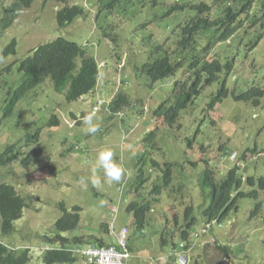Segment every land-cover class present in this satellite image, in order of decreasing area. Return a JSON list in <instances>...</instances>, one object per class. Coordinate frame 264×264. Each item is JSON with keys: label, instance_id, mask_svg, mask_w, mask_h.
<instances>
[{"label": "rangeland", "instance_id": "1", "mask_svg": "<svg viewBox=\"0 0 264 264\" xmlns=\"http://www.w3.org/2000/svg\"><path fill=\"white\" fill-rule=\"evenodd\" d=\"M14 2L0 0V26L6 11ZM109 2L114 4L112 0ZM67 5H85L87 14L73 24L59 28L58 13ZM162 5V0L157 6L151 0H126L127 12L121 14L116 10L115 21L119 25L129 22L130 12L136 6L138 8L134 11L137 15L135 22L133 20L134 26L122 32L118 44L103 34L102 28L114 21L106 11L100 14L104 7L100 0H67V3L36 0L29 10L24 11L5 30L6 34L0 42V155L11 144L21 142L28 145V135L37 132L40 133V143H30L22 151L30 154L35 149L41 150L35 155L37 163L28 168L19 161L6 169H0L1 179L5 178V182L16 186L23 195L34 196L31 208L25 211V220L18 224L19 231L4 240L12 243L14 248L31 249V264H44V248L47 246L44 238L49 235L48 231L52 233L55 221L62 217L59 209L62 202L71 213L74 207L82 209L78 229L64 233L70 238L95 237L110 244L116 241L114 232L117 234L129 228L128 243L132 258L128 264H179L177 259L185 252L181 248L185 243L175 238L170 231V240L178 246L176 250L171 245L162 247L163 225L167 218L174 219L178 214L184 223L186 208L191 205H196L193 216L198 223L192 228L194 235L190 243L195 244V247L190 252L188 264H264V191L259 189L258 183L256 187L247 183L243 187V191L248 192L258 189V199L241 198L238 210H233L223 223L215 224L207 234L195 238V234H200L206 225L203 211L211 200L210 189L203 186V173L207 164L216 169L219 180L224 179L238 164L243 177L264 178V99L260 106H256L253 103L238 102L230 96L218 104L214 111H210L208 104L217 93V87L209 88L200 107H192L182 114L179 121L182 126L175 140L173 130L153 114L172 94L174 83L182 79V73L151 87L136 72V67L148 58L145 37L150 35V30H137L140 21L152 19L151 27L172 26L171 21L162 19ZM59 37L80 45L89 44L88 54L107 67L102 69L105 80L108 79L107 85H104L109 91L106 98L113 99L119 92L126 90L132 105L123 110L126 115L123 120L113 118L106 112L96 113L95 123L99 130L89 134L72 115L91 113L92 95L68 102L66 93L57 92L50 80L31 91L16 106L13 115L5 118L11 97L9 93L22 81L17 65L29 57L35 48ZM15 39L18 41L17 54L1 58ZM228 48L229 44L226 47L220 45L214 53L222 51L226 55ZM231 53L237 57V64L228 84L230 90L240 93L253 85L264 87V37L256 48L244 49L240 54L237 47L232 45ZM13 63L15 65L9 72L4 70ZM122 76L130 83L126 88L120 85ZM200 114L206 117L208 124L203 125V134L194 143L195 147L190 148L191 138L198 126L196 118ZM54 115L61 121L58 127L49 126ZM157 127L161 128L156 141L161 148L159 152L175 159V196L170 198L166 193V198L164 196L161 205L150 213L148 224L144 232H141L134 228V217L127 212V207L143 199L142 195L138 197L131 192L137 182L138 159L144 160L143 171L147 177L156 180V177L162 175L159 170L153 169L152 156L146 152L150 148L145 140ZM187 131L192 135H186ZM204 144L209 145L208 153L201 149ZM142 145L145 150L140 154ZM104 147L111 148L114 159L122 161L125 169L122 180L109 185L104 182L102 169H98L97 175L102 180L99 188L87 179L85 184H80L81 177L91 176V169L96 166L97 153ZM222 147L223 150L226 148L225 153L220 150ZM162 158L164 165L168 161H165L164 156ZM260 203L261 211L258 213ZM218 246L229 248L230 256ZM174 252L176 257L172 256ZM77 264L84 263L80 260Z\"/></svg>", "mask_w": 264, "mask_h": 264}, {"label": "trees", "instance_id": "2", "mask_svg": "<svg viewBox=\"0 0 264 264\" xmlns=\"http://www.w3.org/2000/svg\"><path fill=\"white\" fill-rule=\"evenodd\" d=\"M35 1L15 0L8 8L0 26V42L7 29L24 11L29 10ZM44 1L45 3L49 1L67 3V0ZM102 1L105 5L100 14L103 10H108V14L112 15V21H114L113 24L111 23V28L104 30V35L113 43L118 44L122 32L130 28L131 25L134 26L133 23L137 15L134 10L138 6L132 10L133 13L130 12L129 22L119 25L115 21L116 10H119L121 14L127 12L126 0H112L114 4L109 0ZM162 4L161 11L164 13L162 19L171 21L172 26L151 27L152 19L140 21L139 29L136 27L137 30H150V35L145 37L146 57L148 58L136 67V72L145 78L151 87L162 80L176 78L179 73H182V79L176 80L174 83L172 94L153 114L173 130L175 140L178 139V132L182 126L179 122L182 119V114L192 107H200L209 88L217 87V93L208 104L210 111H214L218 104L230 96H233L238 102L260 106L264 99V87L253 85L250 89L237 93L231 91L228 84L233 78L232 75L237 64V57L232 56L231 46L235 45L238 54H240L244 49L256 48L262 42L264 37V0H162ZM86 14V9L82 6H66L58 13L59 28L73 24L80 17H85ZM228 44L226 55H223L222 51L214 53L220 45L226 47ZM83 46L59 37L54 41L41 44L30 53L29 57L21 60L17 65V70L22 75V81L9 93L11 97L6 108L5 118L8 119L13 115L16 106L31 91L46 84L49 80L57 92L66 93L68 102H76L90 95L99 85L103 76L98 61L95 57L90 56L86 47ZM17 48L18 41L15 39L5 49L1 58L16 55ZM14 65L15 63L4 70L9 72ZM126 79L122 76V85L126 84ZM131 105V99L125 90L115 97L112 109L116 112ZM201 115L196 118L198 126L194 130L193 139L191 138L190 148L195 147L194 143L199 141L198 137L203 134L204 126L208 124L205 120L206 117L204 115L201 117ZM72 116L77 119L79 115L73 114ZM199 117H201L200 121ZM60 124L61 121L56 115L49 122L50 127H58ZM1 127L2 122L0 121V129ZM159 130L161 128L157 127L148 134L145 142L150 148L146 152L152 156L153 169L159 170L162 175L159 174L161 176L156 177V180L151 176L147 177L143 171L144 160L138 159L137 182L131 192L138 197L142 195L143 199L134 201L127 207V212L133 214L134 228L141 232H144L148 224L150 213L161 205L164 196L166 198V193L170 198L175 196V172H173L175 159L159 152L161 148L156 142ZM189 134L187 131L186 135ZM31 135H28V145L30 143L39 144L40 133ZM163 140L165 141L166 137ZM28 145L18 142L7 146L0 155V169H6L10 164L20 160L21 165L25 168L30 167L33 163L36 164L35 155L41 148L24 156L25 153L22 150L28 148ZM208 148L209 145L201 146L204 153L209 152ZM220 150H223V147ZM222 152L225 153L226 148ZM162 156L165 161H168L164 165ZM245 159H247L246 156ZM191 164L195 166L194 163ZM240 172L238 164L228 172L224 179L219 180L216 169L207 164L203 173V186L210 189L211 200L209 206L203 211L205 223L213 221L223 223L233 210H238L241 198L258 199V189L249 192L243 191L245 183L251 187H256L258 183L259 189L264 191L263 177L259 179L245 178ZM5 181H7L5 178L1 179L0 177V264H31L32 251L30 249H12L10 248L12 243L6 242L4 239L11 238L15 232L19 231L18 224L25 220V211L31 208L34 196L23 195L20 191L18 192L16 186ZM32 181L30 180V182ZM148 185H150L149 188ZM195 207L196 205H191L186 208L184 223H182L179 214L174 216V219L167 218L163 225L162 247L171 245L175 249L177 248L178 244L170 240L169 232L172 229V235L183 241L188 249L194 245H191L190 240L194 235L192 228L198 223L193 216ZM59 209L64 212V217L55 221L52 228L55 234L52 232L50 235L51 232L48 231L49 235L44 238L51 249L44 252L43 261L44 264H77L79 257L72 248L82 246L86 243L85 239L80 237L72 239L64 233L78 229L81 223L80 212L82 209L74 207L73 212L69 213L64 202L59 204ZM260 211L261 203L258 204L257 209L258 213ZM24 223H28V221ZM96 242L93 243L96 244ZM218 247L230 256L229 248Z\"/></svg>", "mask_w": 264, "mask_h": 264}, {"label": "clouds", "instance_id": "3", "mask_svg": "<svg viewBox=\"0 0 264 264\" xmlns=\"http://www.w3.org/2000/svg\"><path fill=\"white\" fill-rule=\"evenodd\" d=\"M160 1L161 0H151V3L154 6H157L160 3ZM44 3H45V1H44ZM100 4H104L105 5V3L102 0H100ZM67 6H70V5H67ZM82 7H84L87 10V8H86L85 5L82 6ZM106 12L108 13L109 11L106 10ZM97 19H98V17H97ZM111 27H112L111 25H109V26L106 25L105 28H102L103 34H104V30H107V29H109ZM88 45L89 44H85L84 45L86 47V49H87V46ZM99 67H100V71H101V74H102L103 78L100 80V83L96 87V89L90 94V95H92V98H93V101L91 102V113L83 114L82 116L81 115H79V116L76 115L77 116V119L74 116H72V118L78 123V125L79 124H82L85 127L86 131L89 134H95L99 130L98 125L95 123L96 113L106 112L111 117H113V118H117L118 117L121 120H123L126 117V115L123 112V110H119V111H116L115 112L112 109V102H113V100L115 99V97L118 94H120L123 91L119 92L113 99L106 98L109 95V91L105 89L104 85H107L108 79L105 80V77H104V74L102 72V69L103 68L105 69L107 67L104 66L101 63L99 64ZM106 75H108V74H106ZM121 79H122V77L120 78V85L121 86H124V88H126L127 86L130 85V83L128 81L126 82L125 85H122ZM144 150H145L144 145H142V148H141V152L140 153H142V151H144ZM26 155L28 156V154H25L24 156H26ZM24 158H27V157H24ZM10 165H12V164H10ZM8 167H6V168H8ZM98 169H102L103 174H104V182L108 183L109 185H111L113 183H119L122 180V177H123L124 172H125V169L123 167L122 161H119L117 159H114V152H113V150L111 148L104 147L101 150H99L98 153H97L96 166H94L91 169V176L89 178L81 177L80 180H79V183L83 185V184L86 183V179H87V180H90V182H91V184L93 186L99 188L101 186L102 180H101L100 176L97 175V170ZM18 192H19V190H18ZM72 212H73V210H72ZM69 213H71V212H69ZM62 214L64 215V212H62ZM63 215H62V217L60 219H62L64 217ZM217 223L221 224L220 222H216V221H213L211 223H206V225L204 226V229L201 231L200 234H196L195 235V238L196 239H199L204 234H207L208 232H210L213 229V226L215 224H217ZM51 234L52 233H50V235ZM113 234H114V236L116 238V241L115 242H112L110 244H106L105 243L106 242L105 240H103V239H96L95 237H90L88 239L85 238V237H80L82 239H85V242L86 243H84L80 247H73L72 248L73 251L78 255L79 262H80V260H82V262L84 264H98L97 260L91 258V256L89 255V253L91 251H95V250L101 251V249L113 248V249H115L119 253L128 254V257L123 262V264H128V261L132 258V250H131V248L129 246V243H128V241H129L128 236L130 234V230H129V228H124L119 233L116 234L114 232ZM75 237H79V236H75ZM98 241H100V242H98ZM93 242H96V244L93 243ZM87 243H90V244L87 245ZM215 244H216V242H215ZM194 247H195V244L193 246H190L189 249L186 247V245H184V244L181 245V248L185 252L180 257H178L177 260H178V263L179 264H181L180 263V258L181 257L187 256L188 257V260H190L189 255H190V252H192L194 250ZM10 248L15 249V250H21L20 248H14L12 245L10 246ZM49 249H51V246L47 245L44 248V252L47 251V250H49ZM72 249H71V251H72ZM37 250H39V249H36V251ZM172 256L176 257L177 255L174 252L172 254ZM227 258H229V257H227ZM32 260H33V257H32Z\"/></svg>", "mask_w": 264, "mask_h": 264}, {"label": "built area", "instance_id": "4", "mask_svg": "<svg viewBox=\"0 0 264 264\" xmlns=\"http://www.w3.org/2000/svg\"><path fill=\"white\" fill-rule=\"evenodd\" d=\"M91 258L96 259L98 264H123L128 254L117 252L113 248L91 251Z\"/></svg>", "mask_w": 264, "mask_h": 264}, {"label": "water", "instance_id": "5", "mask_svg": "<svg viewBox=\"0 0 264 264\" xmlns=\"http://www.w3.org/2000/svg\"><path fill=\"white\" fill-rule=\"evenodd\" d=\"M189 260L187 256L181 257L180 258V263L181 264H188Z\"/></svg>", "mask_w": 264, "mask_h": 264}]
</instances>
